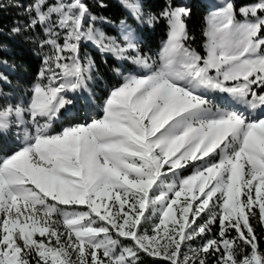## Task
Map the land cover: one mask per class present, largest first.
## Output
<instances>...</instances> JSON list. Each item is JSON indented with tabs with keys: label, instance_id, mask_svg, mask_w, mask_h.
Wrapping results in <instances>:
<instances>
[{
	"label": "snow or ice",
	"instance_id": "1",
	"mask_svg": "<svg viewBox=\"0 0 264 264\" xmlns=\"http://www.w3.org/2000/svg\"><path fill=\"white\" fill-rule=\"evenodd\" d=\"M120 2L138 26L166 21L155 55L127 20L97 27L111 21L89 0L16 5L11 33H33L40 68L0 106L17 137L0 155V264H264V0H220L203 52L187 2ZM89 44L127 65L99 105Z\"/></svg>",
	"mask_w": 264,
	"mask_h": 264
},
{
	"label": "trees",
	"instance_id": "2",
	"mask_svg": "<svg viewBox=\"0 0 264 264\" xmlns=\"http://www.w3.org/2000/svg\"><path fill=\"white\" fill-rule=\"evenodd\" d=\"M30 0H0V74L8 76L11 83H17L22 87H30L32 80H35L36 73L40 68V58L38 48L31 40L33 33L22 31L20 35L11 33L12 27L16 26L17 22H26V17L23 8L17 7V4H28ZM93 4V10L106 17L111 23H98L97 27L105 31L108 35H117L120 31V21L127 20L129 24L137 28L142 37L143 51L148 55H155L166 39L167 25L163 19L158 20L152 26H138L129 16L125 8L121 5L120 0H104L107 4L106 8L100 9L95 7V0H89ZM178 2V1H177ZM239 2V0H238ZM167 0H144L145 11L154 15H159L165 8ZM179 3V2H178ZM192 15L188 20V28L192 35L196 37L195 41L191 42V46L198 51L203 52L204 37L202 31L205 26V17L209 14V7L201 0H191ZM83 53L90 54L96 61L98 67L97 78L90 83L96 95V104L99 105L107 95V90L113 84L118 82V78L113 71L117 67H127L121 62L116 61L110 55H102L93 45L89 44L83 48ZM107 61L105 63L104 61ZM7 61V65L3 64ZM20 71L25 74L20 75ZM0 88L7 92L8 84L0 81ZM83 112L79 113L82 119ZM56 130H59L62 125L57 123L54 125ZM14 136V135H12ZM12 137L4 138L0 136V155L6 151L10 152L12 147L10 144ZM255 223V222H254ZM218 225L214 226L213 232L217 231ZM257 234L261 237V244L264 245V229L258 224L256 225ZM208 238H211V234ZM145 264H153V262L145 258Z\"/></svg>",
	"mask_w": 264,
	"mask_h": 264
},
{
	"label": "rangeland",
	"instance_id": "3",
	"mask_svg": "<svg viewBox=\"0 0 264 264\" xmlns=\"http://www.w3.org/2000/svg\"><path fill=\"white\" fill-rule=\"evenodd\" d=\"M177 1L179 3L180 2H187L189 5L191 4V0H177ZM219 3H220V0L215 1V5H217ZM37 57H39V56H37ZM23 74H25V72L20 71V75H23ZM32 81L34 82V79ZM8 86H9V89L7 90V92L2 91V89L0 88V106L4 105L6 103H10V102H18L22 98L25 100L27 99L26 93L30 87H28V88L22 87L21 85H19L17 83H11L10 85L8 84ZM93 114H95V113H93ZM82 116H84V112H83ZM15 131L16 130L13 129V133H15ZM14 137H15V141H16L17 137L15 135H14ZM14 146H15V144L13 143L12 148Z\"/></svg>",
	"mask_w": 264,
	"mask_h": 264
},
{
	"label": "crops",
	"instance_id": "4",
	"mask_svg": "<svg viewBox=\"0 0 264 264\" xmlns=\"http://www.w3.org/2000/svg\"><path fill=\"white\" fill-rule=\"evenodd\" d=\"M202 2L206 3V5L212 10H214L215 5V1L216 0H201Z\"/></svg>",
	"mask_w": 264,
	"mask_h": 264
}]
</instances>
